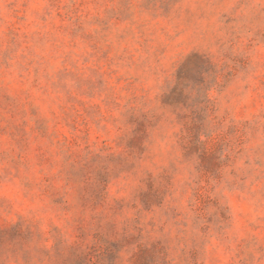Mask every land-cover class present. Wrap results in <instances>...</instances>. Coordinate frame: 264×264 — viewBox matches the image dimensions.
Listing matches in <instances>:
<instances>
[{
    "label": "rangeland",
    "instance_id": "rangeland-1",
    "mask_svg": "<svg viewBox=\"0 0 264 264\" xmlns=\"http://www.w3.org/2000/svg\"><path fill=\"white\" fill-rule=\"evenodd\" d=\"M0 264H264V0H0Z\"/></svg>",
    "mask_w": 264,
    "mask_h": 264
}]
</instances>
